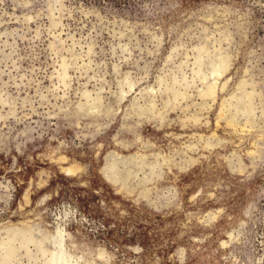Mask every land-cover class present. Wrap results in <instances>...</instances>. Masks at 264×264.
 Returning a JSON list of instances; mask_svg holds the SVG:
<instances>
[{
	"label": "rangeland",
	"instance_id": "rangeland-1",
	"mask_svg": "<svg viewBox=\"0 0 264 264\" xmlns=\"http://www.w3.org/2000/svg\"><path fill=\"white\" fill-rule=\"evenodd\" d=\"M75 263L264 264V0H0V264Z\"/></svg>",
	"mask_w": 264,
	"mask_h": 264
},
{
	"label": "bare ground",
	"instance_id": "bare-ground-1",
	"mask_svg": "<svg viewBox=\"0 0 264 264\" xmlns=\"http://www.w3.org/2000/svg\"><path fill=\"white\" fill-rule=\"evenodd\" d=\"M223 63V62H222ZM204 94V93H203ZM95 111V110H94ZM155 116V115H154ZM153 116V117H154ZM151 120V119H150ZM118 154V153H117ZM119 155V154H118ZM127 166V165H126ZM107 169H105V172H106V174H107V179L109 180V181H111V182H113V183H116V182H118L119 180H120V177H119V175H120V173H118V169H116V166H113V168H111V169H108L109 167H106ZM121 168V167H120ZM154 168V167H153ZM69 171H73V169H69ZM128 172V171H127ZM123 177V176H122ZM64 232V231H63ZM58 235V234H57ZM61 238H63L62 236H61ZM61 242V241H60ZM64 242V241H63ZM57 243V242H56ZM62 243V242H61ZM62 245V244H61ZM60 245V246H61ZM56 246H58V245H55V247ZM53 247V246H52ZM65 248V247H64ZM60 249V248H59ZM59 249H57V251L59 250ZM62 249H63V247H62ZM62 249H60V251L63 253L64 251L62 250ZM60 252V253H61ZM59 253V254H60ZM64 255L65 254H67V252L66 253H63ZM61 255V254H60ZM70 263V262H69ZM76 264V263H75Z\"/></svg>",
	"mask_w": 264,
	"mask_h": 264
}]
</instances>
